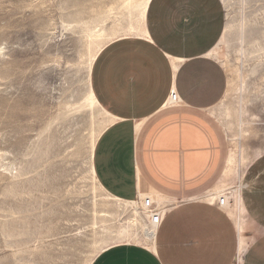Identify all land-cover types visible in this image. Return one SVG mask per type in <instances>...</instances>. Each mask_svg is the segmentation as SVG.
<instances>
[{"label":"rangeland","instance_id":"1","mask_svg":"<svg viewBox=\"0 0 264 264\" xmlns=\"http://www.w3.org/2000/svg\"><path fill=\"white\" fill-rule=\"evenodd\" d=\"M121 1L0 0V264H91L106 244L133 243L129 217L90 172L110 118L90 100L100 43L89 31ZM224 2L214 56L229 85L213 113L235 161L215 192L238 211L247 165L264 153V0Z\"/></svg>","mask_w":264,"mask_h":264},{"label":"crops","instance_id":"2","mask_svg":"<svg viewBox=\"0 0 264 264\" xmlns=\"http://www.w3.org/2000/svg\"><path fill=\"white\" fill-rule=\"evenodd\" d=\"M148 4L144 31L106 44L92 64V94L110 118L93 170L110 196L153 194L169 209L154 249L117 244L92 264H236L242 231L240 264H264V153L247 165L238 211L210 195L232 172L230 139L213 113L229 85L214 56L228 24L226 2ZM171 93L182 104L169 105Z\"/></svg>","mask_w":264,"mask_h":264},{"label":"bare ground","instance_id":"3","mask_svg":"<svg viewBox=\"0 0 264 264\" xmlns=\"http://www.w3.org/2000/svg\"><path fill=\"white\" fill-rule=\"evenodd\" d=\"M149 2H150V0H122L121 3L118 2V3H120L118 6L114 5L113 7H110L108 10L105 11V13L102 16H100L97 20L95 19L96 27L92 28L89 32L91 33L92 36H94L96 41H98V44L100 43V45L96 44L97 43L96 41H95L96 43L94 42L96 45H98V48H97L98 52H96V54L94 55L93 61L95 60V58L99 54V51L103 47H105L106 44L110 43L111 41L121 37L122 35H129V34H135L136 35V34H140L144 31V25H145V20H146L145 15H146L147 8L149 6V4H148ZM125 17H127V19L129 20L128 26H126L125 21L122 20L123 18L125 19ZM108 21L112 22L111 27H112L113 33H111L109 31L110 27L108 26V24H110V23H108ZM92 36H91V38H92ZM92 40H93V38H92ZM89 80H90V76H89ZM90 100H91V102H94L95 105L100 107L99 104L97 103L96 99H95V96H93L92 91H90ZM100 109H101V107H100ZM106 128H107V125H103V127L101 128L99 133L97 132L98 134L94 135L96 137H94V141H93L94 144H93V147L91 150V161L93 159V152H94L96 140ZM232 148H233V146H232ZM234 161H235V153L231 152L230 166L234 164ZM90 172L92 173L93 177L96 178L92 164L90 166ZM219 188L220 189L217 192H214L211 194L209 193V194L212 196L218 195V197L220 195L224 194V195H226V198L228 199V202H229L228 193L227 192L223 193V191H225L226 189L224 187H219ZM107 196L109 198H112L115 202L119 203V206H120L121 211H122V213L118 214L119 216H122V214H126L129 217V223H130L129 228L130 229L128 231V235H126L128 237V242H133V243H137V244H143L144 243L146 246L154 249L153 244H154V240H155L157 231H155V228L153 226H151V224L148 222L147 216H145V214H144L145 211H144V208L141 204V201L132 200L129 202V201H125L123 199L116 198L112 195L110 196L109 194H107ZM145 196H149L153 200L156 199L155 195L146 194V193H143L142 196H140V199L142 200ZM228 202L225 206L228 205ZM162 204L169 209V206L165 205L164 203H162ZM228 208H229V206H228ZM106 214L111 215L110 213H106ZM106 214L105 215L102 214V215H104L106 217ZM231 214H232V216H234L235 212H232ZM107 221H108V219H107ZM139 226L141 228H138ZM107 230H109V229H107ZM143 238H144V242L142 243ZM116 241L115 242L113 241L114 244L116 243ZM118 241H119V239H118ZM118 241H117V243H118ZM245 241H246V239H245V236L243 235V231H242V236L240 239L241 249H240L239 254H242L243 251H245V249L247 247V243H245ZM110 246H112V245L106 244L105 246L101 247V250H99L98 253L102 250L108 249ZM98 253L94 254L93 257L91 258V260H90L91 264H92V261L94 260V258L98 255ZM238 257H239V255L237 256V258ZM241 262L242 261L240 259L239 263H241Z\"/></svg>","mask_w":264,"mask_h":264},{"label":"built area","instance_id":"4","mask_svg":"<svg viewBox=\"0 0 264 264\" xmlns=\"http://www.w3.org/2000/svg\"><path fill=\"white\" fill-rule=\"evenodd\" d=\"M171 99L169 105H180L182 104L181 99L179 98L178 94L171 93ZM168 105V106H169ZM219 199V205L224 207L228 199L226 198V195H220L218 197ZM137 201H141V204L144 208V214L147 216L148 222L155 228V231L158 230V227L163 223L165 214L168 211V208L164 205H160L156 203L151 197L145 196L142 200L139 198ZM157 233V232H156Z\"/></svg>","mask_w":264,"mask_h":264}]
</instances>
